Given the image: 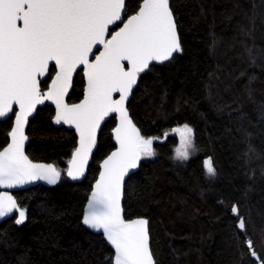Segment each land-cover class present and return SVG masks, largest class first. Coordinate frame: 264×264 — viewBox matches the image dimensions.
<instances>
[{
  "label": "trees",
  "instance_id": "1",
  "mask_svg": "<svg viewBox=\"0 0 264 264\" xmlns=\"http://www.w3.org/2000/svg\"><path fill=\"white\" fill-rule=\"evenodd\" d=\"M140 1L127 0L124 17ZM169 2L181 51L140 73L128 101L140 134L158 139L155 155L142 158L125 182L124 216L148 219L156 264H262L264 0ZM83 86L78 70L69 102L82 97ZM53 113L47 103L37 108L26 129V153L53 162L60 178L13 192L25 219L17 224L14 211L0 221V264H112V249L81 217L99 162L114 148L115 118L103 123L86 175L74 182L67 171L76 136L53 125ZM12 117L0 120V149ZM182 124L193 130L194 154L187 160L173 155L178 139L172 130ZM209 158L214 175L204 166Z\"/></svg>",
  "mask_w": 264,
  "mask_h": 264
},
{
  "label": "snow or ice",
  "instance_id": "2",
  "mask_svg": "<svg viewBox=\"0 0 264 264\" xmlns=\"http://www.w3.org/2000/svg\"><path fill=\"white\" fill-rule=\"evenodd\" d=\"M126 14V0H0V117L15 116L8 133L11 142L0 151V186L13 188L38 179L54 184L60 178L51 164L33 163L24 154V127L36 105L54 101L55 122L74 125L79 133V147L67 171L73 179L84 173L101 122L110 113H119L120 123L114 129L119 148L103 161L83 223L103 230L115 250L114 264H156L148 221L125 220L120 201L125 175L142 158L155 155L153 143L158 138L140 134L125 101L150 62L171 60L181 46L169 0H141L136 13L124 20ZM117 22L123 26L109 33V26ZM50 61H54L51 68ZM123 61L129 65L127 70ZM81 66L87 77L84 99L70 105L64 97ZM52 71L51 86L41 93L40 78L51 76ZM113 93H119V99H113ZM172 131L180 137L175 158L187 160L194 150L192 128L185 124ZM204 166L209 175L215 174L210 158ZM14 211L19 213L16 223H22L25 210L12 195L0 192V217ZM244 227L241 219L239 228ZM248 244L251 248V241ZM251 254L256 256L255 251Z\"/></svg>",
  "mask_w": 264,
  "mask_h": 264
},
{
  "label": "water",
  "instance_id": "3",
  "mask_svg": "<svg viewBox=\"0 0 264 264\" xmlns=\"http://www.w3.org/2000/svg\"><path fill=\"white\" fill-rule=\"evenodd\" d=\"M126 1H127V0H126ZM140 3H141V1H140ZM140 3H139V5H140ZM138 7H139V6H138ZM137 10H138V8H137ZM137 10H136V11H137ZM136 11L133 12L132 14L128 15V16L134 15V14L136 13ZM128 16L124 17V15H123L122 18H123L124 20H127ZM174 21H175V20H174ZM18 24H20V26H22V22H18ZM117 24H119V26L116 27V28H114L111 32L118 31L119 28L123 26V24H121V23H119V22H117ZM175 24H176V22H175ZM114 26H115V25H110V26H109V33H111V32H110V29H112ZM176 30H177V34H178V38H179V33H178L177 25H176ZM106 39H110V35H107V36H106ZM179 42H180V38H179ZM98 47H99V51H103V46H102V45H100V46H98ZM99 51H96L95 48H94V52H95L96 55H99ZM174 54H175V53H174ZM174 54H173V55H174ZM91 59H94V56H90V60H91ZM122 63L125 65V69L127 70V68L129 67L127 61H123ZM152 64H160V63H159V62H155V61H153V62H150L149 66L152 65ZM49 65H50V67H51V65H54V61H50V62H49ZM78 70H81V73H82V75H83V79H84L83 94H82V97H81L78 101H76V102H69L68 99H67V97H68L69 93L71 92V89H72V87H71V88L69 89L68 95H66V96L64 97V102L67 103V104H70V105H71V104H78V103H80V102L84 99L85 90H86V88H87V77H86V75H85V73H84L83 66H81L80 68H78ZM78 70H77V71H78ZM75 74H76V73L73 74V79H74ZM54 76H55V71H54V73L52 74V76H51V78H50V80H49V82H48L46 88L42 89V88H41V85H40L41 93H44V92H47V91H48V88L51 86V79H52ZM46 77H47V74H46ZM40 79H41V81L45 80L44 77H42V78H40ZM138 81H139V75H138V77H137V82H136V84L133 85L132 91L130 92V94H129V96H128V99L125 101V107H126V109H127V111H128V116H129V118L131 119L132 123H133L135 126H136V124H135V122L133 121V119H132V117H131V115H130V113H129V110H128V106H127V105H128V101L130 100L131 95H132V92H133L134 88L136 87ZM72 85H73V82H72ZM113 99H119V93H113ZM46 103L52 105L53 108H54V113H53L52 118H51V122H52V124L55 125V126H64V127L67 128V129H71V130H73V131H74V134H75V136H76V148L79 147L80 137H79V133L77 132L75 126H74V125L67 124V123H64L63 121H61L60 123H56V122H55V117H56V104H55V102L52 101V100H45L42 104H38V105H36L35 110H34V111L31 113V115L28 117V121H27V123H26V125H25V127H24V134H25V136L27 137V139L25 140V143H24V154H25L26 156H28L27 153H26V145H27L28 140H29V139H28V136H27V133H26V129H27V126H28V122H29V120L35 115V113H36V111H37V108H38L39 106H43V105L46 104ZM13 108H14L15 111H19V106H18V105H15V104H14V105H13ZM11 114H12V113H9V115L6 116V117H0V120H4V119H6V118L9 117ZM110 116H114V118H115V124H114L113 128L111 129V136H112V141H113V143H114V148H113V149H112V150H111V151H110V152H109V153H108V154H107V155H106V156H105V157L99 162V170H98L97 176H96L95 180H94L93 183H92L91 189H90V191H89V194H88V196H87V199H86L85 204H84V207H83V212H82L81 222H82V224H83L87 229H89V230H91V231H93V232H95V233L102 234V237H103L104 240L106 241L107 245H108V246L112 249V251H113V254H112V264H114V254H115V250H114V247L110 244V242L107 241L105 235L103 234V230H102V229H101V230H96V229L90 228L88 225H86V224L83 223V217H84V214H85V212H86V210H87L89 200L91 199V193H92V191H93V189H94V187H95L96 181L99 180V178H100V173L103 171V161H104L105 159H107L108 156H110L112 152L116 151V150L119 148V144H118V142L116 141V138H115V132H114V129H115V128L119 125V123H120V116H119V113H110L109 116H108V117H105V119L101 122V126H100V128L97 129V132H96V144H95V146L93 147L92 152H91V154H90V156H89V158H88V162H87V165L85 166V169H84V173H83V175L78 176L76 179H73L72 177H70V179H71L72 181H74V182H78V181H81V180L85 177L86 172H87V169H88V165H89V163H90V161H91L92 153L95 151V149H96V147H97V144H98V135H99V131H100V129H101L103 123H104V122H105ZM14 125H15V116L13 115V117H12V125H11V128H10V130L8 131V133L11 131V129H12V127H14ZM136 127H137V126H136ZM7 137H8V140H7L6 144L0 149V151H2L3 148L6 147L7 144L11 142V138H10V136H9L8 134H7ZM76 148H75V150H76ZM74 152H75V151H74ZM74 152H73V154H74ZM72 157H73V155H72ZM28 158H29L33 163H37V164H45V165H47V164H51V165L56 169V167H55V165H54L53 162L36 161V160H32L29 156H28ZM71 159H72V158H71ZM141 160H142V159H141ZM141 160H140V162L138 163L137 168H135V169H130L129 172L125 175L124 180H123L122 193H121V201H120V203H121L122 215H123V218H124L125 220L145 219V220L148 221L147 218L142 217V216H136V217H133V218H125V216H124V210H123V205H122L123 197H124V186H125V182H126L127 178L129 177V175H130L131 173L135 172V171L138 169V167H139V165H140V163H141ZM69 166H70V165H69ZM68 168H69V167H68ZM56 170H57V169H56ZM38 184L49 185V184H52V183H49L47 180L38 179V180H34V181H30V182H28V183H25V184H23V185H17V186H15V187H13V188H8V187H6V186H0V192H7V193H9L10 195H12L13 198L16 200V198H15V196H14V194H13L14 191L22 190V189H26V188H29V187H32V186H35V185H38ZM16 202H17V201H16ZM13 214H14V212H13V213H9V214L6 215V216L0 217V221H2L3 219H6V218L12 216ZM147 230H148V224H147ZM148 236H149V231H148ZM149 247H150V236H149ZM150 250H151V247H150ZM151 252H152V251H151ZM152 255H153V254H152ZM153 257H154V256H153ZM154 260H155V259H154Z\"/></svg>",
  "mask_w": 264,
  "mask_h": 264
},
{
  "label": "rangeland",
  "instance_id": "4",
  "mask_svg": "<svg viewBox=\"0 0 264 264\" xmlns=\"http://www.w3.org/2000/svg\"><path fill=\"white\" fill-rule=\"evenodd\" d=\"M183 125H185V124L179 125V126H177V127H175V128L182 127ZM175 134H176V136H177L178 143H177L176 147H175L174 150H173V155H174V157H175V149H176V148L179 146V144H180V137H179V135H178L177 133H175ZM193 154H194V150H193V152H192V154H191L190 156H192Z\"/></svg>",
  "mask_w": 264,
  "mask_h": 264
}]
</instances>
